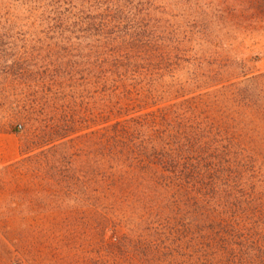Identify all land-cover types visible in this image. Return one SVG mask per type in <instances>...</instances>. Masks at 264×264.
Segmentation results:
<instances>
[{"label": "trees", "instance_id": "obj_1", "mask_svg": "<svg viewBox=\"0 0 264 264\" xmlns=\"http://www.w3.org/2000/svg\"><path fill=\"white\" fill-rule=\"evenodd\" d=\"M251 60L264 0H0V131L25 134L0 186L102 233L99 264H264Z\"/></svg>", "mask_w": 264, "mask_h": 264}, {"label": "rangeland", "instance_id": "obj_2", "mask_svg": "<svg viewBox=\"0 0 264 264\" xmlns=\"http://www.w3.org/2000/svg\"><path fill=\"white\" fill-rule=\"evenodd\" d=\"M241 57L248 61L251 56ZM246 64L250 72L264 73V60ZM5 106L0 102V109ZM1 130L0 170L20 160L25 138L6 127ZM20 186L28 189L23 197L0 186V264H99L98 258L104 254L102 233H68L59 223L68 210L56 208L49 200L40 204L44 198L35 193L31 180ZM20 217L25 221H18ZM48 219L55 220L49 224Z\"/></svg>", "mask_w": 264, "mask_h": 264}]
</instances>
